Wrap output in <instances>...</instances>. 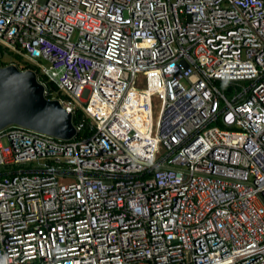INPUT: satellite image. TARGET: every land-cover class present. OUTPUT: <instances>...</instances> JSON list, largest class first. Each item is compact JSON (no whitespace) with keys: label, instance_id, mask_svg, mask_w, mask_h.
Here are the masks:
<instances>
[{"label":"built area","instance_id":"2783aa9c","mask_svg":"<svg viewBox=\"0 0 264 264\" xmlns=\"http://www.w3.org/2000/svg\"><path fill=\"white\" fill-rule=\"evenodd\" d=\"M0 48L78 112L0 129V264H264V0H0Z\"/></svg>","mask_w":264,"mask_h":264},{"label":"water","instance_id":"95a60500","mask_svg":"<svg viewBox=\"0 0 264 264\" xmlns=\"http://www.w3.org/2000/svg\"><path fill=\"white\" fill-rule=\"evenodd\" d=\"M43 84L30 68L0 65V129L18 125L62 139H70L76 129L72 113L57 98L43 94Z\"/></svg>","mask_w":264,"mask_h":264},{"label":"trees","instance_id":"16d2710c","mask_svg":"<svg viewBox=\"0 0 264 264\" xmlns=\"http://www.w3.org/2000/svg\"><path fill=\"white\" fill-rule=\"evenodd\" d=\"M0 51H1V48H0ZM13 57L15 58L16 61L17 60L18 61L21 60V58L19 56H17V55H13ZM4 64L5 63H3L2 61H0V65H4ZM23 64L26 66L27 63L26 62H23ZM35 73H36L37 80H39L40 82H43L45 84V89L47 90V92H50V93H47L46 95L47 96H51L52 95L51 93L55 92L56 89H57V86L55 85V83L53 81H51V80H48L47 77L44 74L39 73L37 70H36ZM77 118H78V112H75L73 114L72 119L75 122L77 120Z\"/></svg>","mask_w":264,"mask_h":264},{"label":"rangeland","instance_id":"374dc122","mask_svg":"<svg viewBox=\"0 0 264 264\" xmlns=\"http://www.w3.org/2000/svg\"><path fill=\"white\" fill-rule=\"evenodd\" d=\"M11 60H12V58L8 55V53L4 52V50L1 48V51H0V61H2L3 63L7 64V63H10ZM37 60L40 63L46 65V62L44 60H42L40 58H38ZM12 61H14L15 63H17L18 67H21L22 66L20 62L15 61L14 59ZM11 63H13V62H11ZM183 84H187V82L186 81H183ZM158 109H159V100L157 98H154L153 99V102H152V115H153V120L154 121L156 119V115H157Z\"/></svg>","mask_w":264,"mask_h":264},{"label":"clouds","instance_id":"9594fccd","mask_svg":"<svg viewBox=\"0 0 264 264\" xmlns=\"http://www.w3.org/2000/svg\"><path fill=\"white\" fill-rule=\"evenodd\" d=\"M11 62H12V61H11ZM11 62H10V63H11Z\"/></svg>","mask_w":264,"mask_h":264}]
</instances>
